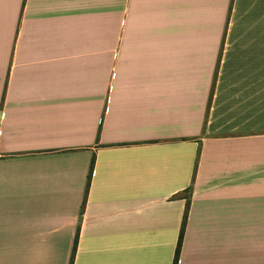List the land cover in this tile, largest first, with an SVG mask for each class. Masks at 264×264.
Segmentation results:
<instances>
[{
    "label": "crops",
    "instance_id": "0c3cea01",
    "mask_svg": "<svg viewBox=\"0 0 264 264\" xmlns=\"http://www.w3.org/2000/svg\"><path fill=\"white\" fill-rule=\"evenodd\" d=\"M72 257L264 264V0H0V264Z\"/></svg>",
    "mask_w": 264,
    "mask_h": 264
},
{
    "label": "trees",
    "instance_id": "16d2710c",
    "mask_svg": "<svg viewBox=\"0 0 264 264\" xmlns=\"http://www.w3.org/2000/svg\"><path fill=\"white\" fill-rule=\"evenodd\" d=\"M187 218V213L185 214V219ZM185 219H184V223H183V228L181 230V235H180V239H179V243H178V246H177V250H176V256H175V259L177 260L178 257H179V253H180V247H181V243H182V238H183V232H184V226H185ZM70 264H73V257L70 261Z\"/></svg>",
    "mask_w": 264,
    "mask_h": 264
}]
</instances>
